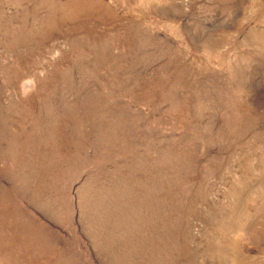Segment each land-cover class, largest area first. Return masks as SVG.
I'll use <instances>...</instances> for the list:
<instances>
[{
  "label": "rangeland",
  "instance_id": "rangeland-1",
  "mask_svg": "<svg viewBox=\"0 0 264 264\" xmlns=\"http://www.w3.org/2000/svg\"><path fill=\"white\" fill-rule=\"evenodd\" d=\"M0 264H264V0H0Z\"/></svg>",
  "mask_w": 264,
  "mask_h": 264
}]
</instances>
